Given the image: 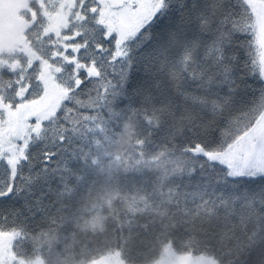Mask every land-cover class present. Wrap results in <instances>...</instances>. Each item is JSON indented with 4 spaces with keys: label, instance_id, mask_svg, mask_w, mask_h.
<instances>
[{
    "label": "snow or ice",
    "instance_id": "obj_1",
    "mask_svg": "<svg viewBox=\"0 0 264 264\" xmlns=\"http://www.w3.org/2000/svg\"><path fill=\"white\" fill-rule=\"evenodd\" d=\"M117 132L231 233L216 264H264V0H25L0 39V264Z\"/></svg>",
    "mask_w": 264,
    "mask_h": 264
},
{
    "label": "trees",
    "instance_id": "obj_2",
    "mask_svg": "<svg viewBox=\"0 0 264 264\" xmlns=\"http://www.w3.org/2000/svg\"><path fill=\"white\" fill-rule=\"evenodd\" d=\"M7 26L0 20V29ZM134 143L121 132L102 143L95 175L58 219L18 235L17 250L27 264H95L109 257L158 264L169 252L216 264L231 233L199 198L178 196L154 171H137Z\"/></svg>",
    "mask_w": 264,
    "mask_h": 264
},
{
    "label": "rangeland",
    "instance_id": "obj_3",
    "mask_svg": "<svg viewBox=\"0 0 264 264\" xmlns=\"http://www.w3.org/2000/svg\"><path fill=\"white\" fill-rule=\"evenodd\" d=\"M25 0H0V20L7 21L8 26L0 29V39H3L5 35L12 36L19 28L20 13L22 5ZM2 251V250H0ZM95 264H123V262L116 257H109L99 263ZM158 264H215L214 262L203 258H189L180 257L168 253L164 260Z\"/></svg>",
    "mask_w": 264,
    "mask_h": 264
}]
</instances>
